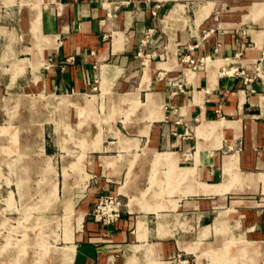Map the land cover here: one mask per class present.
<instances>
[{
	"label": "crops",
	"instance_id": "crops-1",
	"mask_svg": "<svg viewBox=\"0 0 264 264\" xmlns=\"http://www.w3.org/2000/svg\"><path fill=\"white\" fill-rule=\"evenodd\" d=\"M20 2L17 25L28 44L17 45L14 29L0 25L12 33L0 31V69L12 68L14 53L42 61L38 82L27 67L37 95L86 93L102 125L100 148L94 146L98 129H88L93 148L85 162L71 264H132L134 257L135 264H152L150 249L172 264L160 257L192 251L180 242L200 243L197 256L214 248L221 253L224 246L209 249L202 240L218 212H238L255 238L237 230L236 222L228 224L233 233L264 242L262 197L241 195L258 183L263 188L243 177L264 173V0H198L191 8L192 0H45L41 31L49 40L42 52L29 29L31 10ZM178 4L183 11L177 17L185 21V14L188 22L165 25ZM222 66L243 67L253 77L221 73ZM125 95L141 104L134 108ZM70 110L79 121L82 112ZM202 124L210 131L201 133ZM106 194H118L123 203L108 224L92 216Z\"/></svg>",
	"mask_w": 264,
	"mask_h": 264
},
{
	"label": "rangeland",
	"instance_id": "rangeland-1",
	"mask_svg": "<svg viewBox=\"0 0 264 264\" xmlns=\"http://www.w3.org/2000/svg\"><path fill=\"white\" fill-rule=\"evenodd\" d=\"M43 1L0 0V25L14 29L17 45L28 44L17 25L19 2L21 9L27 6L31 10L29 29L38 40L39 51L42 52L48 43V37L41 31ZM192 1L189 3L190 8L198 0ZM182 11L181 4L172 8L163 19L165 25L170 20L187 23L189 19L185 14L186 22L181 16L177 17ZM159 26L162 28L161 24ZM0 31L6 33L4 27ZM14 58L11 69H0V264H71L74 252L72 240L81 224L77 207L88 177L85 162L93 148L88 146L91 143L89 139L93 138V131L88 134V129L93 124L98 129L94 146L100 148L101 120L86 93L48 94L50 90H45V93L41 90L37 95V91L29 86L31 74L27 67L32 68L33 79L38 82L42 78V61ZM4 65L8 67L9 63L5 62ZM59 96L72 97L68 104H62L57 102ZM78 96L83 99L80 100ZM102 100L103 96L100 97ZM125 101L134 108L141 104L138 97L131 95H125ZM72 107L82 112L79 121L71 115ZM99 111L103 114L104 109L100 108ZM200 129L201 133L209 130L206 124H202ZM164 160L171 165L167 159ZM242 177L239 174V177L233 176V179L236 182L237 178L239 182ZM243 178L249 184L263 183V188L258 183L255 190L246 189L241 194L246 198L261 196L260 202L263 204L264 173H248ZM159 207L144 205L141 208L150 210ZM227 217L225 212H218L213 223L205 227L202 233L206 236L202 240L208 241L209 249L211 245L218 249V246H224L221 253L214 248V252H202L198 257L195 252L200 243L190 247L180 242L183 248L193 252L182 250L175 257L160 259L170 260L172 264H200L199 260L203 261L201 264H264V242L248 240L255 237L248 233V225L238 212L229 211ZM235 222L238 223L236 229L244 230L248 239L242 233H233L228 224ZM199 227L191 231V240H198L195 231ZM238 246V254L230 252ZM147 254L152 264L169 263L158 260L153 249L148 250ZM135 263L134 257L132 264Z\"/></svg>",
	"mask_w": 264,
	"mask_h": 264
},
{
	"label": "built area",
	"instance_id": "built-area-1",
	"mask_svg": "<svg viewBox=\"0 0 264 264\" xmlns=\"http://www.w3.org/2000/svg\"><path fill=\"white\" fill-rule=\"evenodd\" d=\"M151 12L153 15H156L157 14L156 7L152 8ZM260 59L257 60L256 62V67H255L256 73H258L260 70L259 68ZM203 60H204V57L199 58V61L202 62ZM191 62L193 63V66L196 65L193 59H191ZM220 72L224 74H243L245 81L247 80L249 81L253 77V75L247 74L243 67L239 68L237 66H230L227 68L225 66H222ZM122 204H123L122 199L120 198L118 194H106L102 196L94 205L92 209V216L94 220L98 222H101L104 224L111 223L120 216L121 211H122Z\"/></svg>",
	"mask_w": 264,
	"mask_h": 264
},
{
	"label": "bare ground",
	"instance_id": "bare-ground-1",
	"mask_svg": "<svg viewBox=\"0 0 264 264\" xmlns=\"http://www.w3.org/2000/svg\"><path fill=\"white\" fill-rule=\"evenodd\" d=\"M70 97H72V96H59L58 97V101L57 102H59V103H62V104H68L69 102H70ZM78 98L81 100V99H83L81 96L79 97L78 96ZM59 103H57V104H59ZM216 123H212V124H210V127H211V129H215V125ZM237 253V252H236ZM239 253V252H238ZM237 253V254H238ZM231 255V254H230ZM229 255V256H230ZM254 259V258H253ZM252 260V259H251ZM250 261V260H249ZM246 264V263H245ZM257 264V263H256Z\"/></svg>",
	"mask_w": 264,
	"mask_h": 264
}]
</instances>
